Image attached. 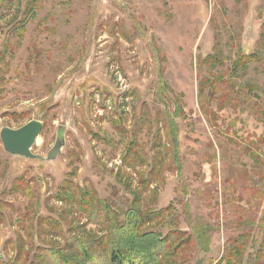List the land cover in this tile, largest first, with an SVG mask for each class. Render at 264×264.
Segmentation results:
<instances>
[{
	"label": "rangeland",
	"instance_id": "rangeland-1",
	"mask_svg": "<svg viewBox=\"0 0 264 264\" xmlns=\"http://www.w3.org/2000/svg\"><path fill=\"white\" fill-rule=\"evenodd\" d=\"M251 52L258 58L234 70ZM252 84L264 93V0H0V135L43 123L35 158L8 152L0 136V260L16 257L18 236L26 252L38 232L56 246L64 239L54 232H103L56 197L73 173L101 197L138 191L145 207L174 203L180 228L192 231L189 203L211 243L209 253L191 252V264H216L247 221L264 219V99L243 90ZM223 90L235 100L221 108ZM179 107L175 168L157 177L147 164L126 165L118 120L151 159L157 142L171 146L166 111ZM21 176L31 193L16 185ZM39 216L60 226L33 228ZM263 233L254 229L245 262Z\"/></svg>",
	"mask_w": 264,
	"mask_h": 264
},
{
	"label": "trees",
	"instance_id": "trees-1",
	"mask_svg": "<svg viewBox=\"0 0 264 264\" xmlns=\"http://www.w3.org/2000/svg\"><path fill=\"white\" fill-rule=\"evenodd\" d=\"M255 58L258 56L252 52L243 54L236 60L233 69L245 67ZM243 90L253 93L258 100L264 99V93L254 84L245 86ZM232 100L235 99L227 90H223L219 98L222 103L221 108ZM259 109L261 112L264 111L261 106ZM184 112L181 107L178 108V112L175 110L173 116L166 111L169 121L165 122V126L169 127L171 146L162 144L161 141L157 142V146H152V152L156 154L151 156V159H149L150 152L141 151L142 149L137 146V136H133L135 132H131L128 136L126 128L122 124L119 126L122 122L119 119L117 131L122 141H127V148L125 147L124 151L126 165L135 167L136 161L141 165L147 164L151 167V174L157 177L165 168L173 170L174 164L181 160L182 155L175 118ZM169 152H172L171 163H167ZM254 161L260 160L255 158ZM181 172L179 169V173ZM73 181V173H70L61 184L56 197L67 206L85 214L88 221L97 224L103 232L88 237L66 236L63 232H54V229L60 226L56 218L39 216L38 223L33 228L41 229L46 226V230L54 232L50 234L48 231L53 237H63L64 244L56 246L54 241L53 243L50 240L46 241V238H42L41 233L38 232L39 241L35 245L36 249L31 245L33 248L25 252L27 240L18 236L13 242L17 252L16 257L8 261L0 260V264H191V252H210V228L201 218L192 215L189 203L185 204V212L192 231L180 228L181 218L180 214L176 213L174 203L162 209L145 207L138 191H132L129 198L124 194L119 195L116 191L108 197H101L97 190L83 184H74ZM16 183V185L23 184V189L31 193V185L24 176L16 179ZM153 183L151 176L144 177L142 187L144 190H150ZM248 222L250 228L243 230L225 246L224 253L216 264H264V236L256 253L245 262L247 245L251 243L254 229L259 226L264 232V219L258 223L256 220H249L246 223ZM55 233L58 234L54 235ZM32 236L28 235L30 240L28 242L32 241Z\"/></svg>",
	"mask_w": 264,
	"mask_h": 264
},
{
	"label": "water",
	"instance_id": "water-1",
	"mask_svg": "<svg viewBox=\"0 0 264 264\" xmlns=\"http://www.w3.org/2000/svg\"><path fill=\"white\" fill-rule=\"evenodd\" d=\"M43 123L39 120L30 121L19 129L5 127L1 132V140L6 150L14 155H25L35 158L37 155L31 153L32 147L36 144L41 133ZM60 144L51 151L50 158L57 156L60 151Z\"/></svg>",
	"mask_w": 264,
	"mask_h": 264
}]
</instances>
